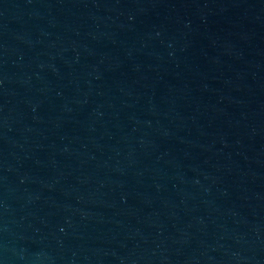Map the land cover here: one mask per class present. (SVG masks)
<instances>
[{
  "label": "water",
  "instance_id": "95a60500",
  "mask_svg": "<svg viewBox=\"0 0 264 264\" xmlns=\"http://www.w3.org/2000/svg\"><path fill=\"white\" fill-rule=\"evenodd\" d=\"M0 264H264V0H0Z\"/></svg>",
  "mask_w": 264,
  "mask_h": 264
}]
</instances>
